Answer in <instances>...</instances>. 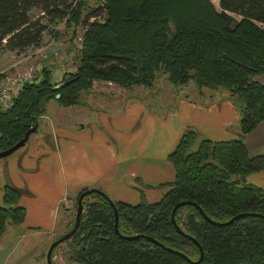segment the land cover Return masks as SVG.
Returning <instances> with one entry per match:
<instances>
[{
  "label": "trees",
  "instance_id": "obj_1",
  "mask_svg": "<svg viewBox=\"0 0 264 264\" xmlns=\"http://www.w3.org/2000/svg\"><path fill=\"white\" fill-rule=\"evenodd\" d=\"M62 23L84 30L79 65L58 80L51 70L39 68L40 76L23 84L10 107L0 104V150L40 124L51 99L61 106L79 104L81 92L96 80L133 90L152 87L164 74L175 85L193 81L200 90L225 88L239 99L240 136L198 141L200 133L187 128L168 155L175 180L158 185L168 192L150 201L141 191L136 204L113 200L119 230L149 235L198 259V246L173 224L178 202H196L217 222L241 213L264 215V189L247 180L264 170V154L250 155L244 139L264 121V83L256 78L264 73V0H219V7L213 0H96L94 7L87 0H0V49L21 53L41 45L50 27ZM86 189L78 193L76 206ZM21 196L15 186H4L0 238L8 224L25 221ZM83 202L80 226L67 240L71 264H192L145 238L121 237L114 209L100 194ZM175 217L202 244L200 264H264L263 217L216 225L191 204Z\"/></svg>",
  "mask_w": 264,
  "mask_h": 264
},
{
  "label": "crops",
  "instance_id": "obj_2",
  "mask_svg": "<svg viewBox=\"0 0 264 264\" xmlns=\"http://www.w3.org/2000/svg\"><path fill=\"white\" fill-rule=\"evenodd\" d=\"M108 87L98 82L85 95L81 93L79 104L71 106L92 111L90 120L78 119L73 127H50L51 132L45 131L48 138L36 135L21 152L17 150L0 163V187L4 190L11 184L22 192L19 203L27 215L19 226L32 241L41 234L50 240L64 227V217L70 216L64 201L72 205V198L83 188H99L113 200L132 204L141 200V191L150 201L160 199L169 187L158 185L174 181L176 175L168 155L187 127H199L212 140L239 136L232 125L240 123V111L234 104L227 106L228 94L214 97L204 93L194 100L182 97V110L173 125L166 111L159 114L148 109L138 87L129 90L113 83ZM131 94L137 103L126 105L132 98L123 95ZM223 96L226 98L221 100ZM116 97L119 103L113 100ZM206 97L212 100L202 102ZM103 101L106 103L101 104ZM46 114L34 134L44 125ZM247 180L264 189V170ZM64 207L68 208L66 215ZM70 222L67 220V229L60 233L67 232Z\"/></svg>",
  "mask_w": 264,
  "mask_h": 264
},
{
  "label": "rangeland",
  "instance_id": "obj_3",
  "mask_svg": "<svg viewBox=\"0 0 264 264\" xmlns=\"http://www.w3.org/2000/svg\"><path fill=\"white\" fill-rule=\"evenodd\" d=\"M213 1L215 5L219 7V0ZM87 3L90 7H94L96 5V0H87ZM50 30H53L54 32L50 31L45 33L41 45L32 47L24 52L17 53L13 50L0 49V73H2L0 74V78H2L0 80V86L5 83L4 79H11V77L17 76L19 72H27L28 74H32L33 79H36L37 76H40V70L38 71V69L45 67L52 71V79L58 80L61 78V76H63L65 71L67 72L76 70L77 66L79 65L78 55L80 54V49L78 48L79 46L76 43H78L80 37H83V28L81 26H76L75 24H73L72 27L66 28L65 24L62 23L57 26H51ZM45 53L49 54V59H45ZM256 78L260 82L264 83V73L257 75ZM94 82L95 84H93V86H98V82H100V85L107 87L112 83L104 80H96ZM144 87L145 86H140L138 89L141 92L140 94L144 93L143 97L145 98V103L148 109L158 111L159 114H161V111H166V118L168 119V122L172 123L173 125L177 123V120L179 119L178 117L182 110V105L180 103L182 97L185 98L189 96L190 100H194V98H197L204 93L205 95H214V97L224 94L231 95V92L225 88H219L216 90L205 87L200 90L193 81H190L188 84L175 85L171 83L168 79V76L164 74H161L158 79H156L152 87H146V89ZM107 89L109 93H112V89L110 87ZM125 89L122 91H125ZM88 91L83 90L81 93L85 95V93H88ZM123 96L132 98V101H128L126 105L137 103L136 100H134L136 97L133 94L129 96ZM117 97L113 99L115 102H117ZM223 98L226 97L223 96L221 100H223ZM207 100L212 99L206 97L202 102H207ZM226 100L229 101L227 102L228 107H230V104L238 106L237 100L239 99L237 96H229L226 98ZM104 103H106V101L101 102V104ZM59 107H61V105H59L55 99H51L47 103V114L45 113L46 121L42 123L44 125L39 128L38 133H32V137L29 139L30 141L36 137V135H39L37 136L39 139L44 137L48 138V132L46 133L45 131H49L50 127L52 129H57L58 127H73L74 121L78 119L81 121L84 119L90 120L93 117L92 111L90 112V110L86 108L78 109L77 107L71 106H62L61 108ZM239 113L241 116L242 112ZM232 126V129L238 130L239 132L241 131L240 123ZM187 128H193L202 134L198 141L202 140V138H207L205 133L199 127L189 126ZM244 139L246 140L245 142L247 145L250 147V155L264 154V121L258 125L251 135L248 137L245 136ZM196 147L197 144L194 146V149ZM24 148L25 147L23 146L18 150L21 152ZM13 154H15V152ZM10 156L1 158L0 163L7 162ZM3 193V186H1L0 205L3 201ZM77 195L72 198L73 204H70V206L67 199L64 201L65 206L70 208V216L67 219L64 217V227H59L56 235L50 240L41 234L40 236H37L35 241H32L33 239L31 236H29L27 230L23 231V229L17 224H8L5 234L2 238H0V264H48L47 252L50 245L56 237L61 236L62 233L60 232L62 229H67V220H71L68 230L72 228L76 220L78 206H76ZM68 208L64 207L61 209L62 211H65L68 210ZM13 250V255H11V251ZM70 255L71 253L69 252L67 241L61 243L54 252L53 257L55 264L73 263L69 259Z\"/></svg>",
  "mask_w": 264,
  "mask_h": 264
},
{
  "label": "water",
  "instance_id": "obj_4",
  "mask_svg": "<svg viewBox=\"0 0 264 264\" xmlns=\"http://www.w3.org/2000/svg\"><path fill=\"white\" fill-rule=\"evenodd\" d=\"M38 125L39 124H37L36 126L32 127L29 131H27L25 136L21 140H19L17 143H15L14 145H12L11 147H9V148H7L5 150L0 151V159L10 156L14 152H16L18 149H20L21 147L25 146L27 141L29 140L30 135L38 129ZM93 193H98L101 196H103L104 198H106L108 201H110V203H111V205H112V207L114 209V214H115V230L121 237H123L125 239H128V240H134V239H138V238H145V239L149 240L151 243H154L155 245L163 247V248L167 249L170 252H173V253H175L177 255H180V256L184 257L187 261H189L192 264H200L202 262V260L204 258V249L202 247V244L197 239H195L190 234L186 233L181 228V226L177 223L175 214H176L177 210L180 207H182V206H184L186 204L194 205V206H196L199 209L200 213L204 216V218L206 220H208L209 222H211L213 224H216V225H228V224L233 223L235 220H237V219H239L241 217L249 216V215H257V216H261V217L264 218V215L259 214V213H241V214H238V215L232 217L229 221L217 222V221L211 219L209 216H207L206 213L201 208V206H199L196 202L190 201V200H184V201L178 202L175 205V207L173 208V210H172L171 218H172L174 226L177 229V232L179 234H181V235H184V236L190 238L198 246L199 251H200V256H199L198 259H194V258L189 257L185 252L179 251V250L174 249L172 247H169L166 244H164L162 241H160V240H158V239H156L154 237H151L149 235H145V234L123 235V234H121V232L119 230V212L117 210V207H116L113 199L106 192H104L103 190H101L99 188H88V189L84 190L81 193V195H80V197L78 199L76 220H75L72 228L70 230H68L67 232H65L64 234H62L61 236L57 237L52 242V244L50 245V247L48 249V252H47V262H48V264H55L54 257H53L54 249L57 246H59L61 243L69 240L76 233V231L78 230V228L80 226V223L82 221L83 213H84V202H83L84 197L88 196V195H91Z\"/></svg>",
  "mask_w": 264,
  "mask_h": 264
},
{
  "label": "built area",
  "instance_id": "obj_5",
  "mask_svg": "<svg viewBox=\"0 0 264 264\" xmlns=\"http://www.w3.org/2000/svg\"><path fill=\"white\" fill-rule=\"evenodd\" d=\"M83 35V34H82ZM79 49L83 46V37H80L78 43H76ZM45 59H49V54H44ZM2 74V73H0ZM2 78H0L1 80ZM33 80L32 74L20 73L17 76L11 77V79H4V84L0 86V104L5 108L12 105L14 98L19 94L23 84Z\"/></svg>",
  "mask_w": 264,
  "mask_h": 264
},
{
  "label": "flooded vegetation",
  "instance_id": "obj_6",
  "mask_svg": "<svg viewBox=\"0 0 264 264\" xmlns=\"http://www.w3.org/2000/svg\"><path fill=\"white\" fill-rule=\"evenodd\" d=\"M0 151H2V150H0ZM11 155H12V154H11ZM16 188H17V187H16ZM3 195H4V194H3ZM83 201H84V200H83ZM2 204H3V201H2ZM2 204H1V205H2Z\"/></svg>",
  "mask_w": 264,
  "mask_h": 264
}]
</instances>
